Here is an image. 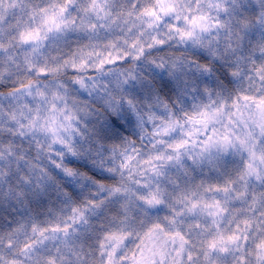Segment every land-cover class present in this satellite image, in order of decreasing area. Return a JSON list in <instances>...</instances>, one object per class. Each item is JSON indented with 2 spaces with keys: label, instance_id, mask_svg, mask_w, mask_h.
<instances>
[{
  "label": "clouds",
  "instance_id": "clouds-1",
  "mask_svg": "<svg viewBox=\"0 0 264 264\" xmlns=\"http://www.w3.org/2000/svg\"><path fill=\"white\" fill-rule=\"evenodd\" d=\"M0 264H264V0H0Z\"/></svg>",
  "mask_w": 264,
  "mask_h": 264
}]
</instances>
